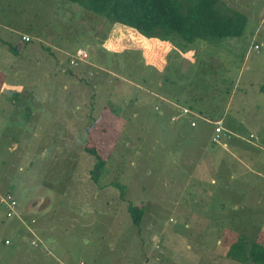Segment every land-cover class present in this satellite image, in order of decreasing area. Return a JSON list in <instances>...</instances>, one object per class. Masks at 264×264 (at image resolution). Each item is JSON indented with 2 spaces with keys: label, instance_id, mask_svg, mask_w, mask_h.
Masks as SVG:
<instances>
[{
  "label": "rangeland",
  "instance_id": "374dc122",
  "mask_svg": "<svg viewBox=\"0 0 264 264\" xmlns=\"http://www.w3.org/2000/svg\"><path fill=\"white\" fill-rule=\"evenodd\" d=\"M226 3L239 35L173 45L69 0H0V195L18 201L8 217L0 200V264H259L225 251L238 233L264 245V0ZM163 98L208 107L225 136Z\"/></svg>",
  "mask_w": 264,
  "mask_h": 264
},
{
  "label": "trees",
  "instance_id": "16d2710c",
  "mask_svg": "<svg viewBox=\"0 0 264 264\" xmlns=\"http://www.w3.org/2000/svg\"><path fill=\"white\" fill-rule=\"evenodd\" d=\"M69 1L74 3V6H83L86 10L93 12L96 18L103 17V19L125 23L146 38L154 36L163 40L171 39L173 45L177 44V41L191 42L199 37L237 36L245 22L244 15L230 7L225 0ZM120 53L122 54V51ZM146 72L151 74L152 68H146ZM259 89L264 91V82L259 85ZM199 113L214 118L212 114L208 113V115L205 111H199ZM85 150L95 157L90 172L91 178L98 182L105 166V159L93 146L86 145ZM116 186L121 192V184ZM127 211L131 220L139 224L143 214L142 208L131 202L127 205ZM225 253L242 262L264 264V245L243 233H238L228 243Z\"/></svg>",
  "mask_w": 264,
  "mask_h": 264
},
{
  "label": "built area",
  "instance_id": "2783aa9c",
  "mask_svg": "<svg viewBox=\"0 0 264 264\" xmlns=\"http://www.w3.org/2000/svg\"><path fill=\"white\" fill-rule=\"evenodd\" d=\"M22 37L25 40L30 39V37L27 35H23ZM259 47H260L259 44L257 43L254 44V48L256 50H258ZM87 54L88 53L85 47L79 45L76 47V52L70 55L69 63L77 64L78 61L83 60L87 56ZM169 105L173 106V109H174L171 111L169 115L170 120L176 121L180 117H183L184 119L188 121L190 126H194L196 125L197 122L205 120V121L212 123L213 130L210 135L211 141H218L221 137L225 136V132L223 130V125H222V122H223L222 116H219L217 118H212L205 114H200L198 112H195L189 106H186V105L177 104L173 102H169ZM155 108L157 109L159 108V106L155 105ZM1 184H2V180L0 179V185ZM0 200L3 201L7 205L8 211H7L6 216L8 217L13 216L18 207V201L15 198V196H13L9 192H6L5 194L0 195ZM31 221H34V220L31 219ZM30 231L32 232V234H34V238L31 240V242L35 245H40L38 235L35 234V232L32 231L31 229ZM6 242L8 243L9 241L7 240ZM79 264H84V261L80 260Z\"/></svg>",
  "mask_w": 264,
  "mask_h": 264
},
{
  "label": "crops",
  "instance_id": "0c3cea01",
  "mask_svg": "<svg viewBox=\"0 0 264 264\" xmlns=\"http://www.w3.org/2000/svg\"><path fill=\"white\" fill-rule=\"evenodd\" d=\"M226 1V0H225ZM72 18H74V16H72ZM130 27V26H129ZM25 35V34H24ZM23 36V35H22ZM28 36V35H27ZM23 38V37H22ZM152 37H150V39H151ZM149 39V38H148ZM159 40V39H158ZM79 46V45H78ZM80 46H82V45H80ZM85 47V46H84ZM260 48V47H259ZM67 49H68V53H69V57H70V55L71 54H73V53H75V50H76V48H75V50H71V48L70 47H67ZM86 49V48H85ZM195 48L193 47V49H188V51L189 52H191V53H193V52H195ZM258 51V50H257ZM87 56H88V54H87ZM86 58V57H85ZM85 58L83 59V60H85ZM185 70H182L181 71V77H185ZM2 84V86H1V88L3 87V82L1 83ZM1 88H0V90H1ZM164 100V102H165V104H167V105H169V102H173V103H177V104H180L179 102H177V101H174V100H172V99H170V98H163ZM182 105H186V104H182ZM186 106H189V105H186ZM193 111H195V112H198L199 113V111H205L206 112V110L208 109V107H206V108H202V109H194V108H192L191 106H189ZM172 110H174L173 109V106H170L169 105V111H172ZM216 117H219V116H214V118H216ZM206 122H208V121H206ZM208 123H210V122H208ZM198 124V122L196 123V125ZM196 125H194V126H196ZM211 126H212V123H211ZM242 262V261H241Z\"/></svg>",
  "mask_w": 264,
  "mask_h": 264
}]
</instances>
